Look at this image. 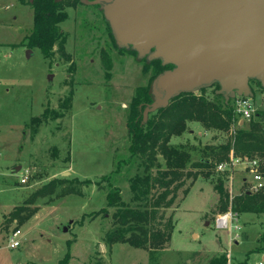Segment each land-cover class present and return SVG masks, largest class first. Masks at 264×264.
Instances as JSON below:
<instances>
[{"label": "rangeland", "instance_id": "1", "mask_svg": "<svg viewBox=\"0 0 264 264\" xmlns=\"http://www.w3.org/2000/svg\"><path fill=\"white\" fill-rule=\"evenodd\" d=\"M66 11L60 24L65 55L55 52L48 61L37 49L21 45L31 29V7L0 0V223L51 180L67 178L80 189V194L37 198L30 207L38 209L19 228L16 248L8 247L12 230L0 231V264H57L67 250L68 264H207L222 253L227 264L261 261L264 251L254 250L262 245L264 213L237 215L231 229L214 225L225 213L215 209L218 177L230 199L250 192V178L241 167L227 176L214 170L190 185L178 206L166 211L173 213L175 225L164 248L106 243L113 209L105 207L103 177L128 155L126 114L135 89L148 84L152 67L129 49L116 48L96 6L76 2ZM100 51L112 61L109 79L104 78ZM249 86L253 110H264V92L253 82ZM214 88H205L204 96L213 99ZM229 137L190 122L171 142L217 146ZM17 166L21 169L14 173ZM24 169L29 176L21 184ZM135 172L134 167L123 171L115 182L125 202L130 198L127 179Z\"/></svg>", "mask_w": 264, "mask_h": 264}, {"label": "trees", "instance_id": "2", "mask_svg": "<svg viewBox=\"0 0 264 264\" xmlns=\"http://www.w3.org/2000/svg\"><path fill=\"white\" fill-rule=\"evenodd\" d=\"M15 1L32 9L31 29L23 37L21 45L37 49L48 61L55 52L59 56L65 55V39L60 24L68 17L66 9L80 0H33L31 3L30 0ZM108 30L115 44L109 26ZM131 52L135 55V52ZM99 55L104 78L109 79L112 66L110 55L106 51H100ZM143 60L147 61L145 58ZM147 62L152 67L150 80L147 85L135 89L126 114L128 155L118 159L114 170L103 178L108 187L105 207L113 209V228L106 235V243H125L131 247L154 251L169 243L174 229L173 213L166 215V211L178 206L198 177L208 178L216 166L228 161L231 155L249 161L255 160L258 173L264 181V110L254 111L249 120L238 124L233 108L234 98L225 103L223 97L214 91L213 99H208L204 96L203 88L199 94L181 93L175 96L166 107L149 113L147 120L142 123L141 112L152 101L149 92L151 81L163 70L171 68L170 65L162 66L159 60ZM251 82L264 92L258 82ZM212 87L218 89L216 84ZM190 122H198L206 130L230 134V137L217 146L173 144L171 139L181 136ZM133 167L136 172L127 179L130 198L125 202L115 182L123 171ZM229 173L218 172L221 176ZM188 180L190 184L186 186ZM214 190L217 195L215 209L218 213L227 210L236 215L264 213V186L256 193L243 191L230 199L223 180L218 177ZM70 194H80L79 186L72 181L67 178L49 181L33 192L22 205L13 207L7 215H3L0 231L19 230L37 211L36 206L30 207L37 198ZM71 241H67L68 249ZM259 242L262 245L255 252L264 251V232ZM69 260L67 250L57 264H68ZM227 262L226 254L222 253L211 257L207 264Z\"/></svg>", "mask_w": 264, "mask_h": 264}, {"label": "water", "instance_id": "3", "mask_svg": "<svg viewBox=\"0 0 264 264\" xmlns=\"http://www.w3.org/2000/svg\"><path fill=\"white\" fill-rule=\"evenodd\" d=\"M81 1L100 5L117 48L171 66L151 81L142 123L181 93L216 84L227 103L252 98L251 81L264 90V0Z\"/></svg>", "mask_w": 264, "mask_h": 264}, {"label": "built area", "instance_id": "4", "mask_svg": "<svg viewBox=\"0 0 264 264\" xmlns=\"http://www.w3.org/2000/svg\"><path fill=\"white\" fill-rule=\"evenodd\" d=\"M233 108L236 117L238 118V124L243 123L244 120H249L254 113L252 103L250 98L243 96H235L233 100ZM236 167H241V169L249 176L250 178V192H257L264 186V181L261 175L258 173V165L255 160L249 161L241 157H229L228 161L218 164L215 168L217 172H233ZM29 176V170L24 169L23 174L20 176L19 182L24 184ZM243 181H246L244 178ZM237 223V215L232 211L228 210L227 212L218 215L214 221V225L217 229H231L232 223ZM234 229H239L236 225H233ZM20 234L19 230H15L8 237V247L13 249L19 246L17 236ZM253 264H264V261H257Z\"/></svg>", "mask_w": 264, "mask_h": 264}, {"label": "flooded vegetation", "instance_id": "5", "mask_svg": "<svg viewBox=\"0 0 264 264\" xmlns=\"http://www.w3.org/2000/svg\"><path fill=\"white\" fill-rule=\"evenodd\" d=\"M89 1H92V0H89ZM80 2L82 3V1L80 0ZM83 4V3H82ZM92 6H96L99 10H100V5H92ZM101 12V10H100ZM101 15H102V12H101ZM103 17V15H102ZM104 19V18H103ZM105 20V19H104ZM106 22V21H105ZM107 23V22H106ZM108 25V24H107ZM119 49V48H118ZM126 50V49H125ZM130 50V49H129ZM100 54V53H99ZM100 56V55H99ZM137 58V57H136Z\"/></svg>", "mask_w": 264, "mask_h": 264}, {"label": "crops", "instance_id": "6", "mask_svg": "<svg viewBox=\"0 0 264 264\" xmlns=\"http://www.w3.org/2000/svg\"><path fill=\"white\" fill-rule=\"evenodd\" d=\"M15 173V172H14ZM20 231V229H19ZM11 234V233H10ZM8 240V239H7ZM11 249V248H10ZM260 259L264 261V255H260Z\"/></svg>", "mask_w": 264, "mask_h": 264}]
</instances>
